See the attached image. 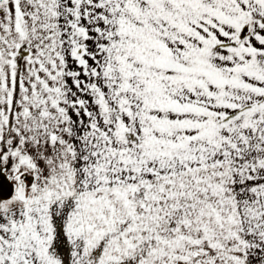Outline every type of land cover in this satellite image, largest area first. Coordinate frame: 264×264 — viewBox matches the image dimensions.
Returning <instances> with one entry per match:
<instances>
[{
    "label": "snow or ice",
    "instance_id": "snow-or-ice-1",
    "mask_svg": "<svg viewBox=\"0 0 264 264\" xmlns=\"http://www.w3.org/2000/svg\"><path fill=\"white\" fill-rule=\"evenodd\" d=\"M0 264H264V0H0Z\"/></svg>",
    "mask_w": 264,
    "mask_h": 264
}]
</instances>
